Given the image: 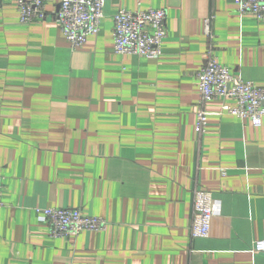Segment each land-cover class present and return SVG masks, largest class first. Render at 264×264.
I'll list each match as a JSON object with an SVG mask.
<instances>
[{"label": "crops", "instance_id": "1", "mask_svg": "<svg viewBox=\"0 0 264 264\" xmlns=\"http://www.w3.org/2000/svg\"><path fill=\"white\" fill-rule=\"evenodd\" d=\"M61 0H49L54 11ZM163 9L159 59L114 53L118 11ZM98 36L74 49L55 20L22 24L0 6V264H264V121L208 104L195 131L211 20L215 54L264 87V21L233 0H109ZM221 202L191 235L194 191ZM75 209L100 233L55 239L36 210Z\"/></svg>", "mask_w": 264, "mask_h": 264}, {"label": "built area", "instance_id": "2", "mask_svg": "<svg viewBox=\"0 0 264 264\" xmlns=\"http://www.w3.org/2000/svg\"><path fill=\"white\" fill-rule=\"evenodd\" d=\"M17 7L19 20L28 25L52 17L70 45L82 47L91 36H98L109 0H61L57 8L47 11L49 0H11ZM242 15H253L264 21V0H233ZM3 0H0V6ZM167 12L163 9L130 11L122 9L114 16V53L146 59H159L168 37ZM204 33L209 39L206 61L197 72L200 100L195 131L206 133L210 113L208 104L217 99L231 101L225 104L222 114L249 121L253 127H261L264 121V87L244 81L233 75L229 67L219 63L215 54L211 20L204 23ZM3 177L0 175V192ZM3 203L0 200V208ZM37 216L49 225V233L55 239H75L85 232L100 233L109 226L101 217H91L80 210L46 208L37 209ZM221 214V202L203 189L194 191L191 235L194 239H208L212 221ZM254 251L264 253V240L254 243Z\"/></svg>", "mask_w": 264, "mask_h": 264}]
</instances>
